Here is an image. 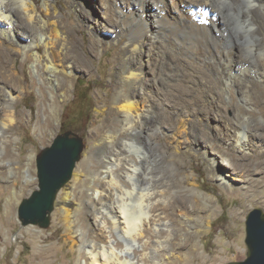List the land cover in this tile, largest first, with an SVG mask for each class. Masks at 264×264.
I'll use <instances>...</instances> for the list:
<instances>
[{"label": "bare ground", "instance_id": "bare-ground-1", "mask_svg": "<svg viewBox=\"0 0 264 264\" xmlns=\"http://www.w3.org/2000/svg\"><path fill=\"white\" fill-rule=\"evenodd\" d=\"M67 1L79 17L90 21L88 26L94 29L103 28L100 19L109 23L115 15L120 24L114 26L112 33H118L119 27H128L125 34L129 37L128 49L123 52L128 60L117 68L124 76L125 83L121 86L115 84L110 105L95 131L111 149L106 156L108 163L102 167L106 176L100 180L105 183H93L91 187L89 203L98 204L102 209L99 221L102 230L101 243L92 241L88 248L89 260L92 264H132L133 247L141 241L144 243V255L151 249L159 253L173 250L189 252L192 248L186 244L163 246L160 238L174 235L176 238L194 240L199 231L206 227L212 198L197 190L195 178L186 176L184 183L177 179L173 187L169 183L157 184L145 179L144 176L148 175L145 170L142 176L138 174L141 160L138 164L128 156V171L124 173L128 180L126 188L118 180L112 166L121 162L124 148L128 147V151L137 155L144 150L143 144L160 113L174 124H180L172 128L171 144L175 151L183 148L184 144L192 150L194 143L190 142L189 135L193 129L187 117H192L194 112L182 109L181 114L187 117L180 118L178 111L181 108H178V104L168 102L165 107L161 98H154V95H162L159 87L174 76L182 78L178 83L182 89L178 98L195 95V101L188 103L194 110L195 106L212 109L216 105V96L221 94L210 89L211 82L220 84L218 91L224 93L227 85L242 75L241 81L245 87L250 84L248 91L253 90L255 95L257 114L264 118V90L250 83V76L246 77L249 74L264 81V21L261 26L257 22V7L262 8L264 0H93L96 3L94 9L100 8L99 20L92 15L89 7L83 5V0ZM73 28L72 23L59 16L58 7L51 0H0V137L4 136V130L6 134L14 132L18 115L22 112L16 110V104L25 88L20 72L27 58H32L33 73L41 80L39 111H51L53 119L59 122V107L70 98L72 73L83 61L80 57H77L79 60L70 59ZM144 38L154 47L153 53H146L145 57L158 59L151 77L144 74L142 64L138 65L142 63L139 56ZM91 43L95 48L94 40ZM21 53L26 59L16 65L15 60ZM178 62H184V69H181L186 73L183 75L178 74L174 66ZM185 83L190 85L186 86ZM151 88H154L153 92ZM218 119L223 122L219 135L228 151L223 152L226 159L222 164L225 167L222 173L214 175L216 179L226 185L232 184L230 181L247 182L246 172H255L252 170L254 168L264 171V160L251 159L253 153L264 151V131L258 134L255 127L245 131L240 126L231 130L235 118L219 115ZM237 119L244 123L242 117ZM123 132L132 133L134 137L126 138ZM14 140L10 139L9 142ZM229 151L241 153L240 159ZM90 155L91 152L74 172V184L79 182L75 176L84 171ZM211 161L215 162L216 159L212 157ZM245 169L248 170L244 172ZM96 175L99 181V170ZM106 186L119 187L121 192H116L115 198V192L106 191ZM177 187L189 189L192 199L171 197L172 190ZM65 194L62 203L64 211H67L73 204V194ZM114 199L117 201L114 202ZM232 215L237 217L238 213ZM114 232L124 240L127 237L121 249L113 243ZM150 232L155 240L147 236ZM189 253L204 257V253L199 254L196 248ZM216 260V257L208 262L204 260V264H216Z\"/></svg>", "mask_w": 264, "mask_h": 264}, {"label": "rangeland", "instance_id": "rangeland-1", "mask_svg": "<svg viewBox=\"0 0 264 264\" xmlns=\"http://www.w3.org/2000/svg\"><path fill=\"white\" fill-rule=\"evenodd\" d=\"M51 1L58 7L59 16L74 25L69 45H72L69 52L70 59L74 61L79 60L77 57H80L83 61L72 73L74 75L70 98L59 107L60 120L58 119L59 122H57L53 119L51 111H39L42 95L39 90L41 80L33 73L32 58L26 59L21 53L15 60L16 65L22 63L24 59L27 61L20 72L24 78L25 88L19 103L16 104V110L22 111L21 116L18 115L14 132L6 134L4 130V136L0 137L2 166L0 170V264H92L89 260L88 248L92 241L101 243L102 229L99 221L102 218V209L98 204L89 203V199L92 197V184L105 183L100 179L106 176L102 167L108 163L106 156L111 146L105 143L99 134L96 135L95 131L100 127L106 108L110 105L115 84L121 86L125 83L124 76L117 71V68L128 60L127 55L123 54L128 49L129 37L125 34L128 27L121 25L122 27H119L116 33L118 35L113 38L116 35L112 33L115 30L114 26L120 23L117 22L115 15L109 23L99 20L100 8H95L97 10L95 12L96 3L93 0H83V5L93 11L92 15L103 23V28L101 26L94 29L88 26L90 21L79 17L67 0ZM257 9L259 10L257 22L261 26L264 21V6ZM92 40H94L95 48H92ZM144 40L145 43L141 45V57L139 56L142 63L138 65L142 64L144 74L151 77L158 59L145 57L146 53H153L154 47L148 40L145 38ZM183 60L188 59L183 58ZM182 63L184 62L176 63L178 66L174 63L175 68L179 70L177 73L181 75L186 73L182 71L184 69ZM247 76H250V83L257 84L264 90L263 80L249 74ZM241 78H243L242 75L234 78L233 83L227 85L224 93L222 90L218 91L221 88L220 84L211 82L210 89L221 94L216 96V105L212 109L195 106L194 110L188 103L195 101V95L194 97L186 96V98L183 96L184 99L178 98L182 91L178 83L182 78L174 76L172 80L168 79L167 84L159 87L162 95H154V98L155 100L161 98L166 104L165 107L168 102L173 105L178 104V108H181L178 111L180 118L187 117L184 113V115L181 114L183 110L194 112L192 117H187L191 120L190 125L193 131L189 138L190 142L194 143V147L191 150L184 144L183 148L175 151L171 144L172 128L180 124H174L167 116L160 113L149 138L143 144L144 150L137 155L131 150L128 151L126 147L123 149L125 153L121 162L113 164L114 173L118 175V180L126 188L128 180L124 173L128 171L129 156V159H133L138 164L141 160L138 174L142 176L145 170L148 173L144 176L145 179L153 180L157 184L169 183L173 187L177 179L184 183L186 176H193L197 190L212 198L207 225L199 231L196 239L185 240L176 238L174 235L168 237L163 235L160 238L163 246L183 243L192 248L189 252L192 253L196 248L199 254L204 253V257L195 256L187 251L180 253L173 250L159 253L152 249L144 255L142 252L144 243L141 241L133 247L135 252L132 256V264H204V260L208 262L214 257L217 258L216 264H228L242 261L247 257L244 242L245 219L253 209L264 211V175H262L264 171L254 168L252 170L255 172H246L248 169H245L243 171L246 172L247 182L230 181L232 184L228 185L214 176L223 172L225 165L222 162L226 159L223 152L228 151L225 141L219 135V131L223 128V122L218 119L219 115L235 118L232 121L231 130L240 126L245 131L255 127L259 131L258 134L264 131V118L257 114L255 109L253 90L249 92L250 84L245 87ZM151 90L153 92L154 88ZM237 117H242L244 123ZM66 131L73 132L83 142L81 158L74 172L91 152L84 171L75 176L78 177L79 182L74 184L73 176L70 182L58 192L57 205L50 215L47 228H40L38 225L21 226L18 219L19 205L22 200L38 189L37 160L42 150L49 147L59 133ZM123 133L126 138L134 137L132 133L131 135L128 132ZM13 138L15 140L9 142ZM185 143L188 144L186 141ZM230 153L236 159H240L241 153ZM256 155L257 157L254 158ZM212 157L216 159L215 162L211 161ZM251 159L263 161L264 151L253 153ZM262 168L264 169L263 166ZM98 170L101 173L99 181L96 175ZM109 190H112V193L115 192V198L116 192H121L119 187L106 186V191L109 192ZM65 192L73 194V204L67 211H64L62 203ZM192 196L189 189L184 187L173 189L171 194V197L191 199ZM116 201L114 199V202ZM114 204L117 206L116 203ZM234 212L238 213L237 217L232 215ZM161 229L166 230L163 227ZM147 236L155 240L151 232ZM112 240L114 245L121 249L127 237L124 240L114 232Z\"/></svg>", "mask_w": 264, "mask_h": 264}, {"label": "water", "instance_id": "water-1", "mask_svg": "<svg viewBox=\"0 0 264 264\" xmlns=\"http://www.w3.org/2000/svg\"><path fill=\"white\" fill-rule=\"evenodd\" d=\"M82 140L71 131L59 133L37 160L38 189L21 201L18 219L21 226L47 228L57 205L58 192L74 175L81 158ZM247 257L228 264H264V211L253 209L245 219Z\"/></svg>", "mask_w": 264, "mask_h": 264}]
</instances>
